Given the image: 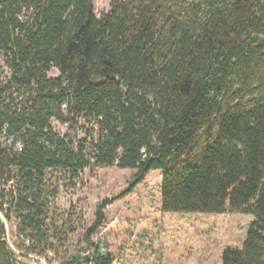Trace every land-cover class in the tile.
Here are the masks:
<instances>
[{"label":"trees","instance_id":"trees-1","mask_svg":"<svg viewBox=\"0 0 264 264\" xmlns=\"http://www.w3.org/2000/svg\"><path fill=\"white\" fill-rule=\"evenodd\" d=\"M93 10V0H0V128L22 145L0 143V183L15 182L0 200L28 240L17 247L112 264L93 239L104 204L64 256L46 220L50 177L73 186L84 169L117 167L137 183L161 172L159 264H190L197 234L222 246L218 264H264V0ZM0 264H10L1 239Z\"/></svg>","mask_w":264,"mask_h":264},{"label":"rangeland","instance_id":"rangeland-1","mask_svg":"<svg viewBox=\"0 0 264 264\" xmlns=\"http://www.w3.org/2000/svg\"><path fill=\"white\" fill-rule=\"evenodd\" d=\"M110 1L93 0V15L99 17L102 12L108 11ZM57 74L55 68L48 73L49 76ZM92 126L93 123L87 124L89 128ZM56 127L64 131L61 124L56 123ZM92 135L94 138L95 133ZM50 179H55L53 182L58 191L54 196H49L46 223L53 221L57 226L55 231L61 230L65 240L58 257L66 255L71 247L83 239L95 221L98 206L104 204V222L93 234V239L108 245L114 257L112 264H159L160 171H149L138 183L133 170L117 167L84 169L73 186L61 182L58 176ZM193 242L196 252L190 258V264L220 262L222 246L219 243L201 234L194 235ZM8 253L13 258L17 256L11 247ZM43 260H29L23 264H56L51 253H47Z\"/></svg>","mask_w":264,"mask_h":264},{"label":"built area","instance_id":"built-area-1","mask_svg":"<svg viewBox=\"0 0 264 264\" xmlns=\"http://www.w3.org/2000/svg\"><path fill=\"white\" fill-rule=\"evenodd\" d=\"M1 64V63H0ZM62 127L65 129L67 124H63ZM7 126L4 125L0 128V143L6 145L13 149L14 151H19L22 148L21 143L15 139L13 135L7 134ZM5 182L0 183V190L4 193L13 192L15 188L14 180H4ZM9 208L7 201L0 200V239L5 242L7 249L10 247L14 250L17 255L13 258L14 264H23L25 261H44L43 257H40L33 253H25L20 248L17 247V242L19 240L24 241L28 244V240H25L22 235L17 233V220L14 215V210L11 209L9 216L7 215V209ZM12 243L14 245L12 246Z\"/></svg>","mask_w":264,"mask_h":264},{"label":"water","instance_id":"water-1","mask_svg":"<svg viewBox=\"0 0 264 264\" xmlns=\"http://www.w3.org/2000/svg\"><path fill=\"white\" fill-rule=\"evenodd\" d=\"M8 259H9V262H10V264H13V263H12L11 256H10V254H9V253H8Z\"/></svg>","mask_w":264,"mask_h":264},{"label":"bare ground","instance_id":"bare-ground-1","mask_svg":"<svg viewBox=\"0 0 264 264\" xmlns=\"http://www.w3.org/2000/svg\"><path fill=\"white\" fill-rule=\"evenodd\" d=\"M1 76V75H0Z\"/></svg>","mask_w":264,"mask_h":264}]
</instances>
